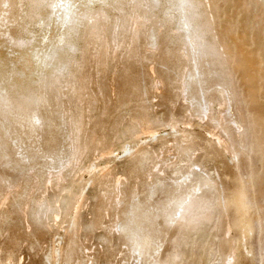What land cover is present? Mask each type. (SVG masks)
Wrapping results in <instances>:
<instances>
[{"label": "rangeland", "instance_id": "374dc122", "mask_svg": "<svg viewBox=\"0 0 264 264\" xmlns=\"http://www.w3.org/2000/svg\"><path fill=\"white\" fill-rule=\"evenodd\" d=\"M15 1L0 264H264V0Z\"/></svg>", "mask_w": 264, "mask_h": 264}, {"label": "bare ground", "instance_id": "6f19581e", "mask_svg": "<svg viewBox=\"0 0 264 264\" xmlns=\"http://www.w3.org/2000/svg\"><path fill=\"white\" fill-rule=\"evenodd\" d=\"M44 5L46 8H44ZM17 6V1L15 0H0V9H4L7 8L5 10V12L12 10L13 7ZM29 7H31V9H33L35 11V13H39L41 11H48L47 14H44L42 17H39L36 22L38 23H46V21H50L52 18H55L57 20L59 19H64V18H68L72 11L71 8L69 7V5L66 3V0H32V5H30ZM4 13V12H2ZM0 15H4V14H0ZM3 17L0 16V20ZM5 20V19H3ZM9 20L6 19V23ZM13 23V22H12ZM17 33L16 30H11L8 32V38L10 37V41L12 40L14 42V36ZM30 53V55H29ZM28 55H25L23 58H21L20 62L22 63H26V64H30L32 61L34 60H39V52L36 51H32L29 52ZM2 58H0V74L4 75L3 71L5 68V65L3 64V61L1 60ZM22 75V73H21ZM20 75V76H21ZM184 91V90H183ZM30 123V122H29ZM32 125V123H30ZM33 132V131H32ZM95 141V137H91L89 140V144H92ZM0 150L2 151V153L4 154V156H6V151L4 150L3 144H0ZM25 160L24 157H21L18 160H12V171L14 174H17L19 172L22 171L23 169V161ZM143 218L144 220L148 221L150 220L146 215L142 216V215H136V218H134L133 221H124L122 224V227L124 228L125 231L128 232L129 237L131 239V241L134 243V245H136V248L138 251H143V250H147L149 245H150V240L152 238V234H141V228L139 226V219ZM59 254V253H58Z\"/></svg>", "mask_w": 264, "mask_h": 264}]
</instances>
